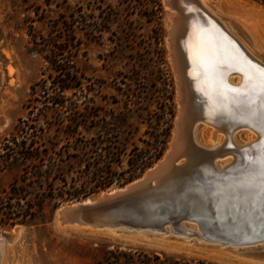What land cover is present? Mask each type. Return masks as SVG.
I'll return each mask as SVG.
<instances>
[{"label":"rangeland","instance_id":"374dc122","mask_svg":"<svg viewBox=\"0 0 264 264\" xmlns=\"http://www.w3.org/2000/svg\"><path fill=\"white\" fill-rule=\"evenodd\" d=\"M171 15L165 0H0V146L9 140L17 151L45 150L40 183L34 180L38 160L13 155L1 166L0 196L12 185L23 189L30 183L28 200L41 193L52 199L31 222L0 227L1 234L13 237L0 240V264H138L142 255L181 263L264 264V241L232 248L162 231L56 223L62 206L123 189L170 150L180 106L177 79H182L169 59ZM66 45L79 87L57 94L52 85L57 73L49 61L54 67L60 63L58 50ZM40 86L48 94L32 95ZM202 126L192 123L186 136L204 150ZM246 132L235 130L230 141L250 143ZM20 205L26 207L24 201Z\"/></svg>","mask_w":264,"mask_h":264},{"label":"bare ground","instance_id":"6f19581e","mask_svg":"<svg viewBox=\"0 0 264 264\" xmlns=\"http://www.w3.org/2000/svg\"><path fill=\"white\" fill-rule=\"evenodd\" d=\"M188 1L191 5L182 0H171L170 4L166 3L167 1L165 2L166 7L173 13L169 17L170 26L167 46L176 78H178V70L182 77L181 82L179 78L177 79V99L180 106L175 129L173 130L169 157L158 168L157 174L149 181V184L153 190L150 192L151 194L156 193L158 196H167L172 201V191L180 186L183 180L182 176L185 174L184 183L192 184L193 188L181 191L182 193L179 196L182 197L181 200L184 203L191 201L198 209L196 213L200 212L202 218L206 214L213 213L215 223L211 226L212 229H209L212 232V238H209V241L203 234L204 227L208 226L205 219L211 220L212 217L208 218L206 216L201 225L187 216H182L177 226L184 231L185 234H183L174 231L171 222L177 219L176 217L172 219V211L168 212V218L159 229L142 227L134 230L133 227L125 225L127 220H123L124 225L104 227V230L111 231L116 228L127 231L140 230L143 231V234L162 231L163 235L171 234L188 239L195 237L197 241L204 243H216L232 248H246L256 242L242 243V240L238 241V239L244 237V234L248 233V229L244 224L246 223L245 213L256 211L258 215L263 217L260 218V221L264 222V203L261 202L259 206L255 205L254 203L257 200H251L254 199L255 194L252 191L250 192V189L246 192V188L241 186L247 178L248 172L259 166V161L264 156V123L253 116V113H259L260 111L261 96L259 89L255 87L258 83L260 70L249 65L248 61L236 51L229 40L219 33L218 28L209 23L207 24V21L202 19L200 15L198 16L196 11L199 9L210 17L238 44L250 59L264 67V8L249 6L236 0H219L218 5L215 6H212L209 0H198L199 4L196 3L197 0ZM240 30H243L245 35L249 36V41L242 38ZM180 32H183L181 36ZM178 35L179 38L177 39ZM210 63L214 66V70L208 73L207 66ZM198 121L203 125L201 136H204L208 143L205 145L204 150L193 146L190 141L187 142L186 135L190 125ZM242 127L247 129L246 133L251 134V142L246 145L237 142H234V144L230 141L231 134ZM224 138H227L225 144L223 142ZM254 139L255 142H252ZM231 140H233L232 137ZM258 142L262 143V150L257 149ZM196 144L200 145V143ZM218 144L219 147L213 149ZM211 147L213 148L211 149ZM225 156H230V159L226 160L227 162L217 163L215 161L217 158ZM181 157L184 160L179 164H175V161H178ZM211 167L219 175H223L225 179L223 180L221 177L219 180L216 179L217 174L212 172ZM226 169H228L227 172H225ZM199 170H201L200 174L197 172ZM227 184H236L241 187L230 194V191H226ZM218 185H224V187L220 190V194L215 197L213 195ZM248 185L251 186V184ZM197 189L200 190L197 191ZM145 193V190L141 192L143 195ZM235 197H240V200H235ZM142 198L141 195L140 199ZM138 199V197H133L127 203L128 205H120L117 212H120L121 207L132 210L135 205L138 210H141V213L148 212L152 214L150 210L143 211L144 208L136 205L140 202L137 201ZM90 201L85 200L83 203H90ZM151 203L154 205V201ZM180 204L182 203L178 201V207ZM233 204L238 208L239 213H230ZM215 213H217L218 220L215 219ZM227 213L230 217H234V220L230 218L226 220L229 216ZM97 215L99 216L97 220L104 223L111 222V215L120 217V214L117 213ZM150 216L152 218L153 214ZM157 217L160 216L157 215ZM57 220L56 223L61 226ZM260 221L252 226L258 225ZM65 226H68V228L98 229L94 226L79 225L78 223ZM260 227L262 228L261 225ZM127 228H130V230ZM219 234L228 238L223 239ZM2 239L0 236V240ZM246 239L247 237H245ZM235 241H238V243Z\"/></svg>","mask_w":264,"mask_h":264},{"label":"water","instance_id":"95a60500","mask_svg":"<svg viewBox=\"0 0 264 264\" xmlns=\"http://www.w3.org/2000/svg\"><path fill=\"white\" fill-rule=\"evenodd\" d=\"M167 1V2H166ZM166 3L170 4L171 0H166ZM183 2H185L186 4H190L191 3L188 0H182ZM198 13V16L200 15V17L202 19H204L205 21H207V24L209 23L212 26H215L216 28H218L219 33L224 37H226L229 42L232 44V46L236 49V51L242 55V57H244V59L246 61H248V64L251 66H254L255 68H257L258 70H264V67L259 65L258 63H256L255 61H253L252 59H250V57H248V55L241 50V48L238 46V44L236 42L233 41V39L228 36L213 20L210 19V17H208L206 14L202 13L201 10L197 9L196 11ZM190 14V13H189ZM184 36V35H183ZM259 143V142H258ZM257 143V149H263L262 148V143ZM170 151V150H169ZM169 151L168 153L165 154V156L163 157V159L156 164V166L152 169H150L149 171H147L142 177L141 179L128 184L127 186H125L123 189H117V190H113L110 193H104L102 195H100L98 198L92 199L90 201V203H83L84 201L80 202V203H76V204H67L65 206H62L57 212H56V216H55V220H57L58 218V222L61 226L64 225H73L78 223L79 225H90V226H94L97 227L98 229H104V227H120L122 224L124 225L123 220H127L125 224L128 227H133L134 230H137L139 228L142 227H147V228H156L159 229L161 228V226L163 225V223H165L166 219L168 218V212L172 211L173 212V218L171 216L172 219H176L175 221H172L171 224L174 227V231L179 232V233H184V231L179 228L177 225V223L180 221V218L182 216H187L190 219H193L195 221H197L198 223H200L202 225L203 220L206 218V216L212 217L211 220H207L208 222V226L205 228L204 227V237L206 239L209 240V238L211 239V234L212 232L210 231L212 229V225L215 223L214 221V216H212V214H206L203 218H202V214L196 213L198 211L197 208H195L196 206L190 201L189 203H184L180 193H182L181 191L183 190H191L192 184L190 183H184V175L183 180L181 181L180 186H178V188H175L172 191V201L169 200V197L164 196H158L156 193L151 194L150 192H152V187L149 184L150 180L157 174L156 172L159 170L158 168L165 162V160L169 157ZM212 166V165H211ZM212 172L214 174H217L216 179H221L223 178V175H219L216 170L214 168H212ZM229 169V168H228ZM228 169L225 170V172L228 171ZM199 174L201 172V170L197 171ZM225 178H223L224 180ZM239 179V178H236ZM215 180V179H214ZM195 183V182H194ZM185 184V185H184ZM248 184H251L248 185ZM185 186V187H184ZM246 188V192L250 189V192L252 191L253 194H255L253 196L254 199L251 200H257L255 201V205L259 206L260 203H264V180H262L261 175H260V168L259 166H256L254 169H252L250 172H248V176L247 178H245L243 185ZM239 185L236 184H227L226 185V191H230V194H233L235 191H237V189L239 187H241ZM224 187L223 186H216V191L214 193L213 196L217 197L220 194V190ZM186 188V189H185ZM145 190V194H141V192ZM150 190V191H149ZM200 190V189H199ZM197 189V191H199ZM224 191V190H223ZM179 193V194H178ZM151 194V195H149ZM252 194V195H253ZM141 195L143 196L142 199H140ZM133 197H138L139 199L137 200L139 202V204H136L137 206H139L140 208H144L143 211L146 210H150L153 214V217L151 218L150 213L146 212L145 214L141 213V210H138V208L134 205V209L132 208V210H127L128 208H123L121 207L119 209L120 212H117V208L120 205L123 204H127L129 202V200H131ZM210 198V197H209ZM260 198V199H259ZM235 200H240V197H235ZM152 201H154V205H152ZM178 201H180L182 204L179 205L178 207ZM128 205V204H127ZM143 205V207H142ZM219 205V204H218ZM264 205V204H263ZM165 207V208H164ZM220 207V206H219ZM169 208H172L171 210ZM186 208V209H185ZM261 208V207H260ZM231 212L230 213H239L238 212V208L235 206V204L231 205ZM255 209V208H253ZM220 210V209H219ZM131 213H130V212ZM177 214H175L176 212ZM217 212V209H216ZM113 214V213H117L120 217L112 216V219L110 220L111 222H106L104 223L103 221H99L98 219V215L97 214ZM122 214V216H121ZM217 213H215V219L218 220ZM142 217H141V216ZM157 215H159L160 217H157ZM221 215V214H220ZM227 215H229L227 213ZM224 216V215H222ZM245 227H247L248 229V233L244 234L243 238L238 239V241L242 240V243L244 242H248V243H254L257 241H264V222L262 223L260 221V218L262 219L263 217L258 215V213L255 212H246L245 213ZM234 220V217H230V215L226 218V220L228 219ZM220 221V220H219ZM257 221H260V223H258V225L252 226L253 224H256ZM236 222V220H235ZM157 223V224H156ZM262 226V228L260 227V225ZM211 228V229H210ZM130 230V228H127ZM210 229V230H209ZM209 230V231H208ZM213 231V230H212ZM217 234V233H216ZM223 239L228 238L227 236L225 237L222 234H219ZM1 238L4 239H11L13 237H11L12 235H4L0 233ZM245 237H247V239L245 240ZM231 240V239H229ZM210 241V240H209ZM213 241V240H211ZM238 241H235L236 243H238Z\"/></svg>","mask_w":264,"mask_h":264},{"label":"trees","instance_id":"16d2710c","mask_svg":"<svg viewBox=\"0 0 264 264\" xmlns=\"http://www.w3.org/2000/svg\"><path fill=\"white\" fill-rule=\"evenodd\" d=\"M256 3H259L261 5H264V0H252ZM69 44V41L67 42ZM60 53L57 55L59 56L60 63H57V65L54 67L55 61L50 60L51 68L53 71L57 73V76L52 81V85L54 86V91L57 94H62L64 91L71 90L74 88L79 87V83L77 81L76 73L74 71L73 67V61L72 57L73 52L72 50L66 45L65 49H62V47L58 50ZM59 62V61H58ZM56 81V82H55ZM41 87V88H40ZM39 90L36 87L32 88V95L36 94H43V96L47 95V89L45 86H40ZM17 146L16 142H10L9 140H6L5 143L0 146V169L1 166H5V162L9 161L10 158L15 155V157L21 158L22 160H30L35 159L38 160L40 165L36 166V170L34 171L35 181L39 182V180L44 176L45 172L41 171V166L44 165L45 160L44 156L41 155V153L45 152L44 149L39 150L38 147L31 148L29 147H23L24 149L15 150V148L12 146ZM26 174L23 175L22 182L25 183L26 181ZM34 182V181H33ZM42 182V181H41ZM40 183V182H39ZM24 186V188L15 187V185H12L9 189V191L6 193L3 191L2 193L5 194V197L0 196V227H6V226H12L14 222H20L22 224L29 223L31 220L35 217V214L37 211H40L46 203L51 202V196L48 198L46 193H41V195L34 196L32 199L28 200L27 197L31 195L27 191L26 188L30 187L31 185ZM34 184V183H33ZM28 186V187H27ZM42 185L38 184V187H41ZM101 186H106L105 184H102ZM49 191L52 192V189L49 188ZM45 192V191H44ZM52 194V193H51ZM14 201V202H13ZM24 201L26 207L23 208V206L20 205V202ZM15 205V206H14ZM19 207L20 209L16 208ZM56 204L53 205L55 207ZM139 257V255H138ZM140 258V257H139ZM138 264H205L202 261H198L197 263H188V262H179V261H171L169 259L160 260L158 257L155 256H146L142 255V258L138 260Z\"/></svg>","mask_w":264,"mask_h":264},{"label":"snow or ice","instance_id":"6c2138e0","mask_svg":"<svg viewBox=\"0 0 264 264\" xmlns=\"http://www.w3.org/2000/svg\"><path fill=\"white\" fill-rule=\"evenodd\" d=\"M214 70V66L210 63L207 66V72L211 73ZM259 89V94L261 96L260 101V111L259 113H253L254 118L260 119L261 123H264V70H260L258 73V83L255 85ZM260 175L262 180H264V156L261 157L259 161Z\"/></svg>","mask_w":264,"mask_h":264}]
</instances>
